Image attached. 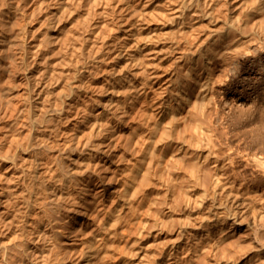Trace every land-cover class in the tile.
Wrapping results in <instances>:
<instances>
[{"label":"bare ground","instance_id":"1","mask_svg":"<svg viewBox=\"0 0 264 264\" xmlns=\"http://www.w3.org/2000/svg\"><path fill=\"white\" fill-rule=\"evenodd\" d=\"M238 6L264 20V0H0V166L15 180L0 184V264H264V156L208 124L249 79L264 96V38ZM194 107L192 182L179 204L171 178L155 211L157 167L168 155L180 171Z\"/></svg>","mask_w":264,"mask_h":264},{"label":"rangeland","instance_id":"2","mask_svg":"<svg viewBox=\"0 0 264 264\" xmlns=\"http://www.w3.org/2000/svg\"><path fill=\"white\" fill-rule=\"evenodd\" d=\"M249 1H253V0H249ZM230 16L233 20H237L241 24L244 23L243 32L245 35L248 36L249 39L254 40L255 38L256 39L261 38V37L264 38L263 35L260 36L261 33H259L257 30L259 29L258 27L264 28V20H262L260 23L259 22L255 23L254 20L256 17L245 13L240 6L236 7L235 9L232 8V10H230ZM236 35L237 33L235 31L233 30L230 31V38H234ZM251 42L250 44H253V42L252 43ZM261 56L262 55L260 54L259 57ZM256 64L260 65V68L262 71L261 76L264 81V78H263L264 77V56L261 57L260 60L256 62ZM179 72L181 73V76H184V72H182L181 69ZM244 75L248 76V73H244ZM18 80L19 81L17 83V90L15 92V95L17 97L19 94H22L26 89V79L19 78ZM252 80L253 79L251 80L249 79L247 81V85L245 86L246 87L245 89H241V87L237 88V91L242 92V96L240 97V99H238L236 104H233L231 106L229 104H226L224 108H221V110H219L217 114H214V113L211 114L213 110H208L207 113L212 118V121L208 122V124L210 125L212 129L216 131V133L222 138L223 141L228 142L231 146L235 148H239L242 154H246L247 152L251 153L254 151V152H257V154L264 156V143H261V144L259 143L258 146H253V147L250 146V142L252 141V136L250 134L251 130H256L258 132V136L261 137V135H263L262 137H264V96H261V94H259L260 90L256 89L257 88L256 86L251 87L253 85ZM60 82H63V79H60L59 81L55 82L53 86L51 87V90H52L51 96H54L57 94L58 90L60 89L59 87ZM176 84H177L176 82H171L172 87L175 86ZM262 87H263L262 90L264 92V84ZM226 95L227 97H230L232 93L229 92ZM226 95L224 96L225 98H227ZM197 110H198L197 107L193 108V113H192L193 121L189 123L188 129L186 131V137H185L186 144L181 153V156L184 161L181 163L180 171H175L173 169V160H168L167 159L168 155H166V158L164 159L165 160L164 162H167L168 164L167 169H162L163 167L162 165L157 167L158 170L156 171H159L158 176H157L158 186H156L154 193L156 192L157 189H159V197H158L159 199L155 206V211L160 209L163 205V202L168 199L169 194L166 192V189L168 186H170L171 178H173L175 181V195L177 197V200L179 201V204L181 203V192H182L181 189H180L181 191L179 190L180 184L184 186L192 182V178L190 175V169L192 167V163L189 158L197 150L196 140H197V137H199L200 132H201L200 128L193 127L194 120L199 119L202 122H206V120H201L200 115ZM14 128L17 129V132H18L17 133L18 143H22L26 137V133L30 129V126L29 125L21 126V124L18 123L17 125L14 126ZM64 135H65V132L63 130L59 131L56 135V139H59L63 137ZM201 145L204 146V142H202ZM6 146H8V144L4 145L3 150H2V155L3 154L5 155ZM245 148H246V151H245ZM31 149L32 148L30 147V150ZM18 151H19V148L17 146L15 145L11 146L9 150V155L10 156L14 155ZM174 152L176 153L178 152L177 147L175 146H174ZM32 153L33 151H31V154ZM148 161H149V158L147 159V162ZM9 163L10 161L0 166V172L4 173V176H0V184H2L3 188H6L8 186L11 188L12 185L15 183L14 182L15 180H13V177L10 176L11 172L8 173V170L5 169ZM11 190L12 189H10V191ZM20 197L22 196L18 195V196L13 197L14 200L11 203L13 209L21 208L20 204H18L21 199ZM150 225L151 223L149 224V226ZM23 227L24 226L22 224V228L19 230L20 231L19 233H21L22 236H24L25 234ZM54 227L56 228V231L60 230V227L55 226V224H54ZM58 238L61 241V239H63L64 237L58 234ZM166 240L169 242V239H166ZM166 240L163 242L164 245L169 244L168 242L165 243ZM60 243L64 246V243L62 241ZM66 253H67L66 249H63L62 253L60 254V257L66 256ZM79 261H80L79 258L78 259L76 258L71 262L68 260H65V264H71V263L79 264Z\"/></svg>","mask_w":264,"mask_h":264}]
</instances>
